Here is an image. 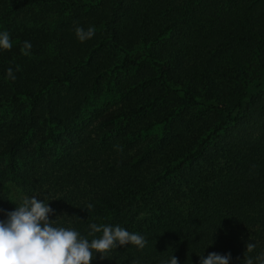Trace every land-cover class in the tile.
Wrapping results in <instances>:
<instances>
[{"label": "trees", "instance_id": "trees-1", "mask_svg": "<svg viewBox=\"0 0 264 264\" xmlns=\"http://www.w3.org/2000/svg\"><path fill=\"white\" fill-rule=\"evenodd\" d=\"M1 11L27 23L0 50V220L35 196L53 226L91 240L102 235L88 236L91 223L118 225L147 241L91 264H200L213 252L258 264L264 0H4ZM77 26L94 36L80 42ZM131 70L138 77L110 111H70L61 98L75 87L87 99L103 75ZM240 91L248 98L225 101ZM159 124L160 137L150 133ZM226 133L215 162L209 149Z\"/></svg>", "mask_w": 264, "mask_h": 264}, {"label": "clouds", "instance_id": "clouds-1", "mask_svg": "<svg viewBox=\"0 0 264 264\" xmlns=\"http://www.w3.org/2000/svg\"><path fill=\"white\" fill-rule=\"evenodd\" d=\"M95 28H75V35L80 42L91 39ZM12 43L7 31L0 32V49L10 50ZM32 45L25 41L22 45V54L28 55ZM7 77L15 80L11 68L7 70ZM93 205L88 204L86 210L90 211ZM0 211H3L0 209ZM54 210L48 203L37 197H24L14 211L6 213V219L0 220V264H91L95 253L100 254V259H105L106 253L118 246L132 244L139 249L146 246L144 236L130 233L120 226L97 225L91 223L88 236L82 237L74 229L53 226L49 217ZM256 245L248 242L246 251L251 253ZM258 264H264V253L256 258ZM231 254L221 255L209 253L205 258L200 256V264H229ZM138 264V262H134ZM162 264H179L174 255ZM245 264H254L251 257L245 258Z\"/></svg>", "mask_w": 264, "mask_h": 264}, {"label": "rangeland", "instance_id": "rangeland-1", "mask_svg": "<svg viewBox=\"0 0 264 264\" xmlns=\"http://www.w3.org/2000/svg\"><path fill=\"white\" fill-rule=\"evenodd\" d=\"M3 1L0 0V32L7 31L11 37H13L14 33L16 32V29L14 30L13 27H17L18 29L21 27V25H24L27 23L26 21H21V17L12 19V16H7L5 12L1 11L3 7ZM4 17V18H1ZM14 31V33H13ZM13 33V34H12ZM18 33V32H16ZM13 44V42H11ZM2 50V49H0ZM4 50V49H3ZM100 56V55H99ZM61 54L59 52H53L50 53L43 58H50V61H53L55 58H61ZM42 58V59H43ZM134 71H128L122 74L118 75V81L115 80L112 82H107V78L105 75L102 76L101 81H103L102 86L96 85L89 93V97L86 99L84 97V92L77 90L74 87L73 89H68L72 92V95H69V91L67 90V94L65 95V92H61V98H65V102L69 105L70 111H110L111 109L117 107L119 104L124 102V98H126L127 90L130 86H132V82L137 78H133ZM109 83V85H108ZM107 85V86H106ZM108 87H111V90H108ZM116 90V94L113 93V90ZM92 92V93H91ZM180 94V93H179ZM247 99L248 94L245 91H240L239 93L228 95L226 97V100L229 99ZM196 101H201L200 98L196 97ZM195 105V104H192ZM2 111V110H0ZM2 112H0V115ZM91 124L88 126L87 130H90L92 126L96 123V119L90 120ZM163 130V124H159L154 126V129L150 131L151 134H156L157 136H161ZM230 133V131H229ZM229 133L224 134L222 137L216 139L213 143V147L209 149L210 158L212 160H215V162L219 161V159H226L224 158L223 150L225 146V142H227V138L230 136ZM85 142H88V138H84ZM139 144H142V141L139 142ZM27 145H29V141L27 142ZM212 145V144H211ZM78 149V148H76Z\"/></svg>", "mask_w": 264, "mask_h": 264}]
</instances>
